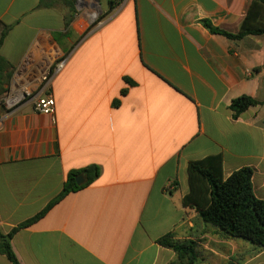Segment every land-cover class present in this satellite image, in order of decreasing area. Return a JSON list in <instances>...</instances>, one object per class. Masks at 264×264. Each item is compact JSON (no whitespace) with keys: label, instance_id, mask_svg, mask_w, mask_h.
I'll list each match as a JSON object with an SVG mask.
<instances>
[{"label":"crops","instance_id":"0c3cea01","mask_svg":"<svg viewBox=\"0 0 264 264\" xmlns=\"http://www.w3.org/2000/svg\"><path fill=\"white\" fill-rule=\"evenodd\" d=\"M252 1L122 0L38 87L89 26L74 15L60 42L71 14L64 0H0V59L55 100L54 116L31 98L0 106L1 232L39 215L71 171L101 168L15 232L21 264H170L175 253L158 244L169 233L206 236L198 248L215 264H264V247L204 227L183 206L189 163L216 155L225 179L252 168L264 201V35L233 39L203 24L237 35ZM242 96L258 104L234 118ZM0 264L12 263L0 254Z\"/></svg>","mask_w":264,"mask_h":264},{"label":"trees","instance_id":"16d2710c","mask_svg":"<svg viewBox=\"0 0 264 264\" xmlns=\"http://www.w3.org/2000/svg\"><path fill=\"white\" fill-rule=\"evenodd\" d=\"M69 7L70 17L66 21L67 31L60 38L71 36L70 24L76 12V0H64ZM118 0H109V12H111ZM102 17L99 21L103 20ZM204 26L214 34H222L229 38L240 39L245 36L264 35V1L253 0L250 10L244 19L237 35L228 34L213 27L210 22L204 21ZM80 36L75 44L65 49V54L59 62L65 60L88 33ZM5 32L3 33V36ZM13 71L0 59V95L6 91L10 84ZM126 83H134L125 78ZM127 90H122V96ZM258 102L250 97L242 96L232 101L231 110L234 118L247 111ZM119 105V100L114 102ZM101 175V168L90 165L80 170L71 171L68 174L62 192L39 215L19 225L9 234L4 235L0 230V254L5 255L12 264H21L12 248V238L20 228H25L42 218L55 204L72 192L84 189L93 184ZM82 176L83 184L78 185L76 179ZM253 169L245 167L233 172L227 179L223 176V158L221 155L209 156L201 160L191 161L188 165L189 193L183 198V206L194 210L201 225L215 229L228 239H239L251 243L257 249L264 247V201L254 195L252 187ZM158 244L172 250L175 259L170 264H201L198 244L193 240L176 239L174 233H169L158 240Z\"/></svg>","mask_w":264,"mask_h":264},{"label":"rangeland","instance_id":"374dc122","mask_svg":"<svg viewBox=\"0 0 264 264\" xmlns=\"http://www.w3.org/2000/svg\"><path fill=\"white\" fill-rule=\"evenodd\" d=\"M118 1L120 2L122 0H118ZM98 2H97V0H76V3H75L76 12L74 15L77 16V18H80L79 24L86 25V26L88 25L89 28L91 26H93L94 24H97L95 27H93L92 30H94L96 27H98L102 22H104L106 20V18L108 17V14H109V11H108L109 10V0L108 1L98 0ZM102 17H104L103 20L99 21ZM84 18H87L86 23H85ZM61 44H63V43H61ZM70 47H71L70 45H68L65 48L63 47V54L57 59V61H54V64H52L50 69L43 72V74L39 78L38 84H40V85L38 87L43 86L44 82L42 83V78L44 76L49 77V75L52 74L53 70L60 63L59 60H61L63 58V56L65 54V49L66 48L69 49ZM49 72H50V74H49ZM47 74H49V75H47ZM23 77L24 76H22L21 72H16L15 70L13 71V75H12L10 84L6 87V91L1 96V99H0V106L1 107H4L5 105L8 104V99H10V98L14 99L16 97V95H15L16 93L18 94L20 91L23 92L25 89L27 91L32 92V94L35 95L34 91H35L38 84L34 83V84L29 86V85H27L26 81H28L30 79L27 80ZM19 81L26 84V85L23 84L24 87L22 89L20 86H18ZM11 90H14V91L11 92ZM21 98H23V96ZM197 242L205 245V244H207L206 243L207 237L206 236H202V237L199 236V237H197ZM198 251L200 252L202 264H215L216 263V261L214 259H211L209 257H205L204 250L202 247L200 249L198 248Z\"/></svg>","mask_w":264,"mask_h":264},{"label":"built area","instance_id":"2783aa9c","mask_svg":"<svg viewBox=\"0 0 264 264\" xmlns=\"http://www.w3.org/2000/svg\"><path fill=\"white\" fill-rule=\"evenodd\" d=\"M64 62H60L56 68L53 70L52 74H47L49 75V77L44 76L42 78V83L44 82L43 86L47 85V83L50 82L52 75L56 74L57 72H59L62 68H63ZM23 95V98H20L12 103L11 99H8V104H17L18 102L22 101V100H26L28 98H31L33 100V105H34V109L36 112L38 113H42L45 115H49V116H54L55 114V100L51 95H47V96H42V95H33L32 92L27 91L26 89L21 92ZM17 95V93L15 94Z\"/></svg>","mask_w":264,"mask_h":264},{"label":"water","instance_id":"95a60500","mask_svg":"<svg viewBox=\"0 0 264 264\" xmlns=\"http://www.w3.org/2000/svg\"><path fill=\"white\" fill-rule=\"evenodd\" d=\"M97 2H98V0H97ZM98 3H99V2H98ZM91 23H92V22H91ZM76 181H77V184H78V185H81V184H83L84 179H83L82 176H79V177L76 179Z\"/></svg>","mask_w":264,"mask_h":264},{"label":"bare ground","instance_id":"6f19581e","mask_svg":"<svg viewBox=\"0 0 264 264\" xmlns=\"http://www.w3.org/2000/svg\"><path fill=\"white\" fill-rule=\"evenodd\" d=\"M19 98H21V97L20 96L16 97L15 99H12L11 101L14 102V101L18 100Z\"/></svg>","mask_w":264,"mask_h":264}]
</instances>
